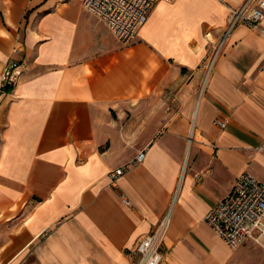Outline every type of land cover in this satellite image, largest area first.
<instances>
[{
  "label": "crops",
  "instance_id": "obj_1",
  "mask_svg": "<svg viewBox=\"0 0 264 264\" xmlns=\"http://www.w3.org/2000/svg\"><path fill=\"white\" fill-rule=\"evenodd\" d=\"M243 1L159 0L123 45L78 0H0V264H132L167 212L161 264H240L205 217L264 180V33L206 62Z\"/></svg>",
  "mask_w": 264,
  "mask_h": 264
},
{
  "label": "built area",
  "instance_id": "obj_2",
  "mask_svg": "<svg viewBox=\"0 0 264 264\" xmlns=\"http://www.w3.org/2000/svg\"><path fill=\"white\" fill-rule=\"evenodd\" d=\"M78 1L83 9L106 25L119 43L127 45L135 41L140 26L147 19L150 7L159 0ZM263 16L264 0H244L239 7L233 8L207 58V71L222 54L234 28L244 25L251 29L260 28L264 33V28L260 26ZM261 69L264 71V59L261 62ZM22 70V62L12 60L6 63L1 74L2 88H13L19 81ZM214 124L223 127L225 122L214 120ZM144 155L145 152L140 151L131 163L140 162ZM127 168L126 165L116 167L109 173L111 179L116 180ZM205 221L231 249H235L246 240L257 241L259 235L264 234V180H259L248 172L241 173L232 189L207 213ZM168 222L167 212L150 233L137 241L132 251L134 253L132 264H161L164 257L163 238Z\"/></svg>",
  "mask_w": 264,
  "mask_h": 264
},
{
  "label": "rangeland",
  "instance_id": "obj_3",
  "mask_svg": "<svg viewBox=\"0 0 264 264\" xmlns=\"http://www.w3.org/2000/svg\"><path fill=\"white\" fill-rule=\"evenodd\" d=\"M242 245H239L234 250V258L240 261V264H264V238H260L259 242L253 239L247 240Z\"/></svg>",
  "mask_w": 264,
  "mask_h": 264
},
{
  "label": "bare ground",
  "instance_id": "obj_4",
  "mask_svg": "<svg viewBox=\"0 0 264 264\" xmlns=\"http://www.w3.org/2000/svg\"><path fill=\"white\" fill-rule=\"evenodd\" d=\"M169 222H170V221H169ZM169 222H168V223H169ZM260 238H264V234H263V233L260 234L259 237L257 238V241H258V242H259V239H260ZM221 240H222V239H221ZM222 242H223V241H222ZM223 243H224V242H223ZM224 244H225V243H224ZM225 245H226V244H225ZM226 246H227V245H226ZM227 247H228V246H227ZM228 248H229V247H228ZM229 249H230V248H229Z\"/></svg>",
  "mask_w": 264,
  "mask_h": 264
}]
</instances>
